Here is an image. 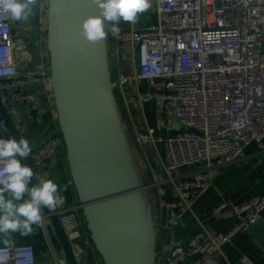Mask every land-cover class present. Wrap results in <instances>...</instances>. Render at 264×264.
Returning a JSON list of instances; mask_svg holds the SVG:
<instances>
[{"label":"built area","instance_id":"built-area-1","mask_svg":"<svg viewBox=\"0 0 264 264\" xmlns=\"http://www.w3.org/2000/svg\"><path fill=\"white\" fill-rule=\"evenodd\" d=\"M151 4L145 12L150 20L142 29L129 23L127 32L118 26L110 30L107 54L122 103L152 101L167 122L161 178L150 184L173 191V196L160 199L156 222L167 234L213 186L214 170L236 164L249 148L264 152V0H151ZM17 26V21L0 14V104L17 131L21 115L39 130L40 140L29 154L34 171L42 178L46 167L60 168L62 201L54 214L76 263L90 264L93 244L68 168L62 165L66 152L48 65L41 50L33 63L26 33H17ZM0 122L4 125L0 138L12 137L7 123L1 118ZM133 129L139 151L155 144L153 130ZM225 211L231 213L232 223L215 234L193 215L194 231L171 241L167 251L160 250L156 264H210L213 255L262 220L264 193L241 204L222 198L207 217L211 220ZM42 216V224L34 225L30 236H41L42 248L51 254L45 264H69L45 208ZM20 236L13 233L8 238ZM0 255L7 257V264H39L31 243L0 244ZM239 264L254 263L242 257Z\"/></svg>","mask_w":264,"mask_h":264},{"label":"water","instance_id":"water-1","mask_svg":"<svg viewBox=\"0 0 264 264\" xmlns=\"http://www.w3.org/2000/svg\"><path fill=\"white\" fill-rule=\"evenodd\" d=\"M96 14L92 0H47L49 77L68 172L102 264H156L157 236L142 197L151 185L139 179L121 130L107 39L91 44L80 34L81 22ZM0 118L19 141L1 104ZM23 163L37 185L30 155ZM45 209L68 263L77 264L55 209Z\"/></svg>","mask_w":264,"mask_h":264},{"label":"crops","instance_id":"crops-1","mask_svg":"<svg viewBox=\"0 0 264 264\" xmlns=\"http://www.w3.org/2000/svg\"><path fill=\"white\" fill-rule=\"evenodd\" d=\"M43 7V6H42ZM41 7V8H42ZM49 72V68H48ZM135 110L136 121L139 122L140 129H151L154 131L156 142L154 145H147L139 151L134 147L133 157L136 163L139 179L144 184H152L161 178L162 158H163V140L167 137V122L161 117L160 110L152 101L144 102L141 105L132 103ZM39 135V130L34 127ZM40 140V139H39ZM38 144V142H37ZM36 144V145H37ZM143 161V166L138 164L139 158ZM41 179H51L59 186V190L64 183V177L60 168L56 165L48 166L41 172ZM213 186L200 197L192 208V213L185 216L179 223L173 226L170 232L162 234L155 224V234L157 236V245L161 247L168 246L171 241L185 239L195 229L193 215L198 217L208 226L212 234L225 231L232 223L231 213L223 212L220 216L209 220L207 214L213 209L221 199H226L232 204H241L247 202L255 196L264 193V152L255 147L245 150L242 160L236 164L221 170H214ZM52 180V179H51ZM157 195L160 199L173 196L170 188L157 186ZM159 215V212H158ZM156 217L155 223L157 222ZM8 238V237H7ZM12 241L14 238H8ZM19 240H27L30 237H20ZM242 257H247L254 264H264V212L262 220L254 225L246 233L238 234L234 240L224 246L220 253L215 254L210 259V264H239ZM93 262L102 264L99 256L93 254ZM39 264L40 260H38Z\"/></svg>","mask_w":264,"mask_h":264},{"label":"clouds","instance_id":"clouds-1","mask_svg":"<svg viewBox=\"0 0 264 264\" xmlns=\"http://www.w3.org/2000/svg\"><path fill=\"white\" fill-rule=\"evenodd\" d=\"M98 14L86 17L80 26L82 38L91 44L105 40L108 32L115 31L121 22L135 24L138 16L151 7V0H92ZM39 0H0V14L12 21H26L35 14ZM58 11V9H56ZM4 125L0 122V128ZM32 153L28 139L19 141L9 136L0 138V236L2 243L12 247L7 237L13 233L27 236L33 226L43 222L42 209H55L62 201L59 186L51 179H41L31 185L33 169L23 163ZM36 174V173H35ZM0 264H7V257L0 255Z\"/></svg>","mask_w":264,"mask_h":264},{"label":"rangeland","instance_id":"rangeland-1","mask_svg":"<svg viewBox=\"0 0 264 264\" xmlns=\"http://www.w3.org/2000/svg\"><path fill=\"white\" fill-rule=\"evenodd\" d=\"M43 6V7H42ZM42 7V8H41ZM46 17H47V0H39V4L37 6V10L35 12V14L31 17H29L28 20L26 21H18V26H17V33H22L23 30L25 31L24 33H26L31 42H35L36 44H38L39 46H41V51H42V55L44 56V58L46 59V64L49 65V59H48V50H47V21H46ZM150 18L149 15H147L146 13L140 14L138 16L137 22L134 24V28L135 29H142L148 22H149ZM123 25H121L120 23L117 25L118 27H120L121 29H125L124 31L127 32L128 28H129V23L127 22H121ZM27 30V31H26ZM20 33V34H21ZM107 46L109 44L108 42V36H107ZM31 42H27L29 49H30V53L32 55L33 58V63L36 62L37 60V56L35 57V43L31 44ZM37 55V54H36ZM109 63V62H108ZM109 70L110 72L113 70V65L111 63H109ZM125 103V104H124ZM123 103V106L125 108L126 111V120L127 121H123L121 116H120V112H119V106L117 105V112L119 115V120H120V126H121V130L122 133L124 135V139L127 145L128 150H134V147L137 148V146L135 145L134 142V129L133 127H139V122L136 121V114H135V110L132 108L133 104L128 102V105L126 104V102ZM20 121L18 119L16 124H18V131L22 134V136L26 139H28L30 146L33 148V146H35L37 144V142H39V135L37 134L38 132L33 129L35 126L26 122L25 116H20L19 117ZM27 132V133H26ZM129 132L132 133V135H129ZM133 136V137H132ZM138 150V148H137ZM139 158V157H138ZM139 162L138 164L140 166H143V161L141 158H139ZM63 167H65L66 169L68 168L67 166V160L66 158L63 159ZM53 181V176L51 178ZM142 197L145 201L146 204V211L147 214H149V218L151 220V222L154 224L155 226V220L156 217L158 215L159 212V197L157 195V189L155 187H150L147 188L143 193H142ZM155 228V227H154ZM155 232V229H154ZM40 231L36 232V234H39ZM156 233V232H155ZM30 238H35L34 236H30L28 235ZM28 236H20L22 237H28ZM5 237L0 236V244H3L2 241ZM54 241V245H55V249L57 251V253L59 254V256L61 255L59 246L56 243V240L53 238ZM15 243H24L26 242V240H14ZM33 243H36L34 241H32ZM45 248V247H44ZM40 248L39 250V260L40 263H44L52 260V256L51 254H47V250L46 248ZM157 249V248H156ZM46 262V263H47Z\"/></svg>","mask_w":264,"mask_h":264},{"label":"trees","instance_id":"trees-1","mask_svg":"<svg viewBox=\"0 0 264 264\" xmlns=\"http://www.w3.org/2000/svg\"><path fill=\"white\" fill-rule=\"evenodd\" d=\"M36 10H37V8H36ZM36 10H35V12H36ZM121 25H123L122 23H120ZM25 38H26V41L27 42H31V40H30V38H29V36L26 34L25 35ZM34 44L35 42H31V44ZM35 49H36V53H35V57L37 56V60H36V62L38 61V52H39V50H41V46H39L38 44H36L35 43ZM37 54V55H36ZM45 61H46V59H44ZM48 65V64H47ZM114 95H115V98H116V100H117V104H118V106H119V112H120V116H121V118H122V120L123 121H127L126 120V111H125V108H124V106H123V103H122V100H121V97H120V95H119V93L117 92V91H114ZM129 135H132V133H130L129 132ZM133 137V136H132ZM134 139V138H133ZM64 155H65V153H64ZM14 239H16V240H19V239H17V237H14ZM32 241H34V242H36V243H33ZM24 243H31L33 246H34V248H35V250H36V252H37V254H39V250H40V248L42 247L41 246V243H42V238H41V236H37V237H35V238H30V239H27L26 240V242H24ZM162 248L161 247H157V251L159 252L160 250H161ZM93 254L94 255H96V256H99L98 255V253L96 252V250H95V248H94V246H93V252L91 253V255H90V264H92L93 263Z\"/></svg>","mask_w":264,"mask_h":264}]
</instances>
